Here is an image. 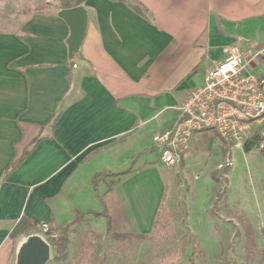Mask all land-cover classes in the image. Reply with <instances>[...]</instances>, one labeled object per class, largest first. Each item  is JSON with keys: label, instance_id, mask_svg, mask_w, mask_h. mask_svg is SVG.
I'll return each mask as SVG.
<instances>
[{"label": "crops", "instance_id": "crops-1", "mask_svg": "<svg viewBox=\"0 0 264 264\" xmlns=\"http://www.w3.org/2000/svg\"><path fill=\"white\" fill-rule=\"evenodd\" d=\"M81 6L87 28L72 61L58 7L0 30V264H10V234L21 217L59 232L77 214L104 205L110 234L149 236L205 141L204 132L195 134L179 165L166 167L152 135L174 125L175 108L225 48L264 43V0H85ZM27 148L26 159L4 177ZM86 219L107 232L103 216Z\"/></svg>", "mask_w": 264, "mask_h": 264}, {"label": "rangeland", "instance_id": "rangeland-1", "mask_svg": "<svg viewBox=\"0 0 264 264\" xmlns=\"http://www.w3.org/2000/svg\"><path fill=\"white\" fill-rule=\"evenodd\" d=\"M59 1L0 0V30L19 27L33 13L53 12ZM204 133V153L188 165L187 181L178 180L175 197L166 202L149 236L103 233L99 223L78 218L66 232L62 259H54L58 238L46 239L51 246L47 264H264V138L254 133L249 152L245 145L230 146L223 157V143L211 131ZM215 171L221 172L216 181L211 179ZM22 237L13 241L14 248Z\"/></svg>", "mask_w": 264, "mask_h": 264}, {"label": "built area", "instance_id": "built-area-1", "mask_svg": "<svg viewBox=\"0 0 264 264\" xmlns=\"http://www.w3.org/2000/svg\"><path fill=\"white\" fill-rule=\"evenodd\" d=\"M223 54L207 70L202 84L175 108L174 125L152 135L162 165L178 166L197 133H216L233 148L245 145L254 133L264 138V43L244 50L229 46ZM37 229L46 239L58 238L46 223Z\"/></svg>", "mask_w": 264, "mask_h": 264}, {"label": "water", "instance_id": "water-1", "mask_svg": "<svg viewBox=\"0 0 264 264\" xmlns=\"http://www.w3.org/2000/svg\"><path fill=\"white\" fill-rule=\"evenodd\" d=\"M57 17L69 30L66 39L68 60H74L83 42L87 28V13L83 6L60 9ZM51 259V246L39 232L31 231L16 244L12 264H47Z\"/></svg>", "mask_w": 264, "mask_h": 264}, {"label": "trees", "instance_id": "trees-1", "mask_svg": "<svg viewBox=\"0 0 264 264\" xmlns=\"http://www.w3.org/2000/svg\"><path fill=\"white\" fill-rule=\"evenodd\" d=\"M84 2H85V0H60L58 9L72 8V7L83 4ZM71 64H73V62ZM57 118H58V115L52 117L49 121H52V120L55 121ZM214 135L217 136L216 133H214ZM218 139L220 140L219 137H218ZM38 141H39L38 138L34 139V141L31 143V145H35ZM220 141L222 142V140H220ZM222 143H223L222 154H223V157H226L228 155L230 146H228L224 142H222ZM247 143L244 146V152H246V153L250 151V144L249 143L247 144ZM29 153H30V150H28V148H27L20 154V156L17 159H15L13 162H11L10 165L8 166V168H6V170L4 171V177H6L7 175L9 176L15 169H17L19 167V165L26 159V157L29 155ZM227 169H228V167L226 166L222 172L225 174ZM131 171L132 170L130 168H128L124 172H122L121 174H118V176L126 175V174L130 173ZM220 174H221V172L219 173L218 171L213 172L211 174V179L216 181L217 177L221 176ZM103 175H105V174H101V176H103ZM114 177H116V176L114 175ZM98 178H99V174L95 175L92 179V187H93L94 192H96V182H97ZM223 182L225 183L226 180H224ZM102 207H103V209L101 212H97V213L87 212V213H83V214H77L76 218H83V217H86L88 215H91L92 217L93 216L94 217L103 216L106 220V231L110 232V230H111L110 219H109L108 215L106 214L105 206L103 205ZM38 225L39 224L37 222L32 221L31 219H29L27 217H21L19 219L18 223L13 228L10 236L12 239L15 240L18 237L27 235L29 232L36 230ZM56 230H57V228L49 227L50 233L56 232ZM66 232H67L66 229L59 230V233H60V237H58L59 243H58L57 247L55 248V255H54V259H56V260L62 259L67 252L66 245H67L68 241L66 238Z\"/></svg>", "mask_w": 264, "mask_h": 264}, {"label": "bare ground", "instance_id": "bare-ground-1", "mask_svg": "<svg viewBox=\"0 0 264 264\" xmlns=\"http://www.w3.org/2000/svg\"><path fill=\"white\" fill-rule=\"evenodd\" d=\"M237 149V148H236Z\"/></svg>", "mask_w": 264, "mask_h": 264}]
</instances>
